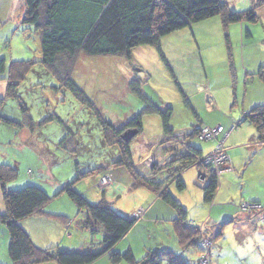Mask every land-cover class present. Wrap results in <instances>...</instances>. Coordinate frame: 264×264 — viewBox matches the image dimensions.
Returning <instances> with one entry per match:
<instances>
[{
  "label": "rangeland",
  "instance_id": "obj_1",
  "mask_svg": "<svg viewBox=\"0 0 264 264\" xmlns=\"http://www.w3.org/2000/svg\"><path fill=\"white\" fill-rule=\"evenodd\" d=\"M221 1L233 11L254 6L253 0ZM254 12L258 18L255 22L244 18L225 25L220 15H216L192 23L162 36L160 47L151 44L133 47L130 58L125 55L78 54L74 57L71 76L89 100L81 102L70 89L60 85L48 67L40 63V32L34 25L21 24L22 0H0V59L6 69L11 60L31 61V69L21 81L18 92L35 121V129L31 132L28 128L16 129L0 120V163L16 166L19 173L10 183L17 188L31 182L52 196L58 191L53 186L54 178L63 184L72 181L73 188L91 203L104 197L122 214L134 215L135 212L140 220L120 247H124L127 241L131 243L137 259L148 252L166 248L181 254L186 264H199L203 257L207 259L204 264H257L258 249L264 250V238L261 232L258 234L263 224L255 223V226L249 221L251 218L244 219L251 229L242 232L238 219L223 222L244 213L253 214L251 217L255 213L254 222L264 221L260 208V205L264 206V178L260 180L258 175L253 178L248 169L254 165L256 156L243 160L234 177L228 178L224 174L223 177L233 183L221 186L220 195L228 197L225 204H216L217 199L215 203H204L200 199L204 203L203 207L200 206L198 193L201 184L196 179L201 183L204 179L197 178L195 169L184 171V189L179 190L174 183L168 184L172 195L188 211L192 224L200 226L205 218L210 219L209 224L214 219L218 223L211 227L212 230L220 225L222 231L214 239L205 232L199 239L198 249L192 245L183 248L175 234L174 209L170 204L158 197L157 203L147 210V203L154 198V193L144 187L128 189L129 177L125 169L113 165L120 156L119 148L105 142L96 114L98 112L101 118L114 125H121L153 102L161 108L170 107V124L177 132L202 122L228 128L233 118L235 121L240 118L241 107L249 105L250 90L258 92L255 86L262 85L257 79L246 77V71L252 73L258 60L261 62L257 65L264 64V4L255 6ZM131 82L133 87L137 85V91L131 89ZM5 83L0 80L1 97H4ZM246 89L248 92L244 97ZM3 113L21 121V107L12 98L4 97L0 115ZM141 121L143 131L130 143L132 159L139 168H142L137 164L139 159L148 155L141 149H147L145 143L156 138L161 131L158 113L145 111ZM223 132L216 139L199 141L193 137V142L204 145L209 152V142H214V148L226 135ZM155 145L153 143V147ZM165 160L159 159L155 168ZM95 167L98 168L92 173ZM104 168L107 174L103 173ZM236 170L234 167L230 174ZM83 171L88 173L79 175ZM257 197L260 199L255 200ZM64 198L71 202L76 213L77 207L65 193ZM258 200L259 206L241 208L242 203L258 204L255 203ZM58 205H62L59 197L50 207ZM155 217H158L157 221L153 220ZM72 231L76 232L73 228ZM75 234L86 245L92 241L98 246L101 241L100 233L91 235L83 229ZM161 257L158 264H168L169 256L162 254ZM258 264H264V257Z\"/></svg>",
  "mask_w": 264,
  "mask_h": 264
},
{
  "label": "trees",
  "instance_id": "obj_2",
  "mask_svg": "<svg viewBox=\"0 0 264 264\" xmlns=\"http://www.w3.org/2000/svg\"><path fill=\"white\" fill-rule=\"evenodd\" d=\"M22 2L24 13L21 24L34 25L40 32V63L53 72L61 86L70 89L81 102H88L82 88L71 76L74 57L78 54L125 55L130 58L133 47L141 44L160 47L159 39L162 36L216 15H220L225 25L243 21L244 18L255 22L257 15L254 7L261 5L264 0H253L254 6L244 11L229 10L226 3L221 0H22ZM30 69V60H11L6 69L3 60L0 59V80L6 81L2 96L16 100L22 113L21 121L11 119L4 113L0 115V120L17 127L16 129L24 127L33 132L35 121L18 92L21 81ZM255 74L264 81V64L259 65ZM131 89L137 91L138 87L137 85L133 87L131 82ZM4 97L0 96V107ZM145 111L156 112L160 117L161 132L156 139L161 154L179 148L150 173L140 171L136 167L130 149V143L142 133L141 117ZM96 114L105 142L109 145L116 144L119 148L120 156L113 161V165L125 169L129 177L128 189L147 188L174 209L173 226L180 246L187 248L192 245L198 249L199 239L205 232L210 239L222 234L220 225L213 231L211 227H216L215 224L208 227L205 224L197 226L190 223L186 210L168 189L170 183L182 189L185 184L181 173L192 165L201 167L209 173L208 180L202 185L203 199L207 203L213 201L219 183L218 175L209 170L208 165L202 166L196 162L203 155L200 149L187 142L190 137L196 138L194 132L196 125L188 128L187 135L182 139L187 142V149L181 150V138L170 124L169 106L161 108L150 102L121 125H114L101 118L98 112ZM242 120L251 123L255 127L258 139L264 142V104L255 105L244 112L236 124ZM130 130H133L134 134L125 139L126 133ZM156 145L151 148H155ZM87 173L83 171L79 175ZM103 173L107 174L105 168ZM18 175L16 166L6 162L0 163V190L5 203V210L0 211V222L5 225L8 235L9 264H37L46 261H55L57 264H89L105 253H108L113 262L158 264L162 259L161 255L166 254L170 259L168 264H186L181 254L166 248L148 252L139 259L134 256L131 249L122 252L115 250L116 244L135 225L138 216L122 214L104 197L96 203L89 202L82 193L73 188L72 181L57 187L58 191L52 196L44 188L31 182L21 187L9 188L7 184L14 181ZM60 193H65L82 213L79 226L91 235L101 234L98 246L91 241L78 249L40 247L21 226L20 221L33 214L52 216V213L45 211V206L52 197ZM226 221L229 220L223 222Z\"/></svg>",
  "mask_w": 264,
  "mask_h": 264
},
{
  "label": "crops",
  "instance_id": "obj_3",
  "mask_svg": "<svg viewBox=\"0 0 264 264\" xmlns=\"http://www.w3.org/2000/svg\"><path fill=\"white\" fill-rule=\"evenodd\" d=\"M262 4H264V2ZM261 5H259V6H261ZM258 57H260V56H258ZM258 62H261V61L258 60L255 63V65H253L254 67H253L252 73H249L246 71V77H247V75H249L250 80H253L255 78L260 83H262V85L261 86L260 85L255 86L256 89L258 90V92L250 90L249 105H247V106L245 105V106L241 107L239 119H241L242 114L244 112H247L253 106L258 105V104H264V81H262L255 74L256 69L259 67V65H257ZM259 64H261V63H259ZM251 75H253V76H251ZM247 92H248V90L246 89L244 91V97H246ZM236 102H238V97H236ZM232 120H234V121L228 124L229 125L228 128L223 127L221 124L209 125V123L205 124L202 121H201L202 123H200V124L207 125V126L221 125L223 127V131H224L223 133L226 134V135H223L222 138H223L224 151L229 156V163H227L223 167V170H221L220 173L217 174L218 179L220 178V180L218 183L217 190L215 191L214 196H213L214 203H215V200L217 199L216 204H225L226 203L225 201L228 199V197H226V194L220 195L221 186L233 184L232 182L226 180V177L225 178L223 177L224 174H227L228 178H232V177H234V175H237L238 170L241 168V167L239 168V166H241L240 164L246 158H251V157L256 156L254 165H252L253 168H252V166H250L249 168L247 167V168L250 169L249 173L252 174L253 178L255 177V175H258L260 180H262L264 178V159L262 158V156H264V142H261L258 139L255 127L251 123L242 120V121H240V123L238 125L233 126L235 124L234 122H237L238 120L235 121L236 118H233ZM142 131H143V128H142ZM156 138H154L150 142L148 141L147 143H145V144H148V148L147 149H141V150H143V152H145V150H146L148 152L147 154L150 155L152 153V151H150V149L153 146V143L155 144L157 142ZM187 142L192 144L194 147L200 149V152L202 155H206L208 153L207 152L208 150L203 148L204 145H199L198 143L194 144L193 137L188 138ZM209 143H211V144H209V147H210V150H212L214 142L210 141ZM158 153H159V156H157V157L160 158L161 154H160V152H158ZM139 162H141V161H139ZM234 167H236L237 170L232 171L234 174H230V170L231 169L234 170ZM189 168L195 169V172L198 173L197 166L192 165ZM27 170L29 171V169H27ZM184 171L181 173V177H182L184 184H185L182 189H184L186 187V183H185V179H184L186 171L185 172ZM41 172H43V171H41ZM197 178H198V175H197ZM54 180H55V182H54L53 186H55V188H57L63 184V183H60L61 182L60 180H56L55 178H54ZM25 181H28V180L26 179ZM196 181H197V183L201 184V185H199V187L201 189L198 188L199 193L197 192L198 197H199V201H200V199H202V201L204 203H206L203 199V196H204L203 195V188H202L203 183L199 182L198 179H196ZM13 185H15V184H13ZM13 185H12V183L7 184V186L9 188H15V186H13ZM169 186L170 185H168V189H169ZM179 190H181V189H179ZM154 195H155L154 198L147 203V206H148L146 208L147 210H150L152 205L157 203V201L159 200L158 196L155 193H154ZM249 196H248V198H250ZM58 197L61 198L62 205L50 207V204L54 203ZM257 199H260V198L257 197L255 200H257ZM203 202L200 201V203H199L201 207L204 206ZM70 203L71 202L69 200L64 198V193H60V194L56 195L55 197H52L50 199V201L48 202V204L45 206V211L52 213V216L46 215V214H33V215H30L28 217L23 218L20 221V224L28 232L30 238L32 239V241L37 246H40V247L59 246V247H64L66 249H68V248H81L82 246L85 245L84 244L85 241L80 239V237L78 235H76L75 233L77 231L83 230L78 224L79 220L82 218V215H81L82 213L79 210L76 213H74V208H73V206H71ZM258 204L259 205L261 204L260 201L258 202ZM260 208L263 209V211L261 212L263 214L264 213V206L260 205ZM4 210H5V203H4V199H3V196H2V193L0 190V211L3 212ZM141 210H142V208H141ZM143 212H145V209ZM186 212H188V211H186ZM53 214H55V215H53ZM133 214H136V213L134 212ZM142 215H143V213H142ZM252 215L253 214H247V213L245 214L244 213L239 217H232L228 220L234 221V218L238 219L240 221L239 226H240L242 232H246L247 229H251V226L246 225L244 219L247 220V219L251 218L249 221L253 222L254 224L255 223H259V224L262 223L264 226V221L257 220L256 222H254L256 215L254 213V216L251 217ZM60 216H63V217L61 218ZM144 216H145V213H144ZM174 217H175V213H174ZM187 217H188V213H187ZM139 218H140V216L138 217V219ZM153 220L157 221L158 217H155ZM199 220H201V219L199 218ZM188 221L191 223L189 218H188ZM209 221H210L209 218H205L204 220L201 221L200 226H203V224H205L209 227V226H213L214 224H216L215 223L216 221L214 219H212L211 220L212 222L208 224ZM137 223L138 222H136L135 225L131 228V230L116 244L115 250L122 252L126 249H131L133 251L132 245L128 241L124 247H120V244L127 239V237L129 236L131 231L134 229V227L137 225ZM255 226H256V224H255ZM72 228L75 229L76 232L72 231ZM255 231L258 232V230H255ZM260 232L262 234V237L264 238V227L259 228L258 234ZM7 243H8V235H7L6 227L3 223L0 222V262H2L4 264L10 263V259H9L8 253H7ZM158 246L159 245H157L153 248H157ZM257 254H258V256H257L258 259L256 262L258 264L262 261V259L264 257V250L259 248ZM121 262L122 261H119V262L111 261L108 253H105L89 264H122ZM37 264H57V263L55 261H46V262H41V263H37Z\"/></svg>",
  "mask_w": 264,
  "mask_h": 264
},
{
  "label": "built area",
  "instance_id": "obj_4",
  "mask_svg": "<svg viewBox=\"0 0 264 264\" xmlns=\"http://www.w3.org/2000/svg\"><path fill=\"white\" fill-rule=\"evenodd\" d=\"M221 131H223V127L221 125H216V126L196 125L194 127L195 137L198 138L199 140L213 139ZM187 133L188 130L177 132V136L181 138L180 148H182L183 150L187 149L186 141L182 140L184 139L183 137L187 135ZM155 144H157V142ZM160 150L161 148L159 147L155 150H152V153L147 158H145L141 163H139V166H142V168H139V170L146 172L149 170V168L150 169L155 168L157 167V165H155L154 163L158 162L159 159L161 158L167 159L176 153V150H169L167 151L166 154H161ZM158 152H160L161 154L160 158L157 157L159 156ZM196 162L202 166L208 165L209 167L207 168L216 174L220 173V171L223 170V167L227 163H229V156L224 151L223 139L221 141H218V144L212 150H210L206 155H203L201 158L197 159ZM208 174L209 173H207L205 169L198 167V177L204 179L202 182H205L209 178ZM246 205L259 206L258 204L242 203L241 208H245ZM206 260H207L206 257H203L202 261H200L199 264H204Z\"/></svg>",
  "mask_w": 264,
  "mask_h": 264
},
{
  "label": "water",
  "instance_id": "obj_5",
  "mask_svg": "<svg viewBox=\"0 0 264 264\" xmlns=\"http://www.w3.org/2000/svg\"><path fill=\"white\" fill-rule=\"evenodd\" d=\"M235 125H237L236 123L233 125V126H235ZM128 133V134H127ZM126 133V136H125V139H128V137H130L132 134H134V131L133 130H130L129 132H127ZM131 216H133V215H131Z\"/></svg>",
  "mask_w": 264,
  "mask_h": 264
},
{
  "label": "flooded vegetation",
  "instance_id": "obj_6",
  "mask_svg": "<svg viewBox=\"0 0 264 264\" xmlns=\"http://www.w3.org/2000/svg\"><path fill=\"white\" fill-rule=\"evenodd\" d=\"M186 144H187V142H186ZM175 149V148H174ZM176 150V152L179 150V148H177V149H175ZM181 150H183L182 148H181ZM149 156V155H148ZM148 156H146L145 158H147ZM144 160V158L141 160V162ZM141 162H137V164H139V163H141ZM155 165H157V162H155L154 163ZM138 169H139V167H137Z\"/></svg>",
  "mask_w": 264,
  "mask_h": 264
},
{
  "label": "clouds",
  "instance_id": "obj_7",
  "mask_svg": "<svg viewBox=\"0 0 264 264\" xmlns=\"http://www.w3.org/2000/svg\"><path fill=\"white\" fill-rule=\"evenodd\" d=\"M207 180H208V179H207ZM207 180H206V181H207ZM206 181H205V182H202V183H203V185H204V183H206ZM134 216H136V215L134 214Z\"/></svg>",
  "mask_w": 264,
  "mask_h": 264
},
{
  "label": "bare ground",
  "instance_id": "obj_8",
  "mask_svg": "<svg viewBox=\"0 0 264 264\" xmlns=\"http://www.w3.org/2000/svg\"><path fill=\"white\" fill-rule=\"evenodd\" d=\"M216 139V138H215ZM225 145V144H224Z\"/></svg>",
  "mask_w": 264,
  "mask_h": 264
}]
</instances>
